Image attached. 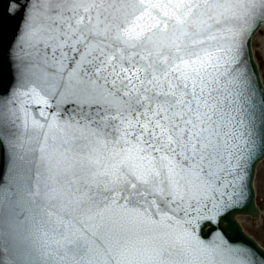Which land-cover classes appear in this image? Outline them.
I'll list each match as a JSON object with an SVG mask.
<instances>
[{"label":"snow or ice","instance_id":"6c2138e0","mask_svg":"<svg viewBox=\"0 0 264 264\" xmlns=\"http://www.w3.org/2000/svg\"><path fill=\"white\" fill-rule=\"evenodd\" d=\"M74 2L70 11L76 23L85 26L88 37H103L89 71L110 85L108 95L121 103L115 112L101 105L85 117L97 146L80 164L86 176L69 181L71 187L84 180L87 188L82 193L86 199L76 201L71 211L95 203L98 196L125 210L142 207L141 201L152 207L157 199L165 205L169 199L207 201L209 211L225 197L228 204H240L250 184L241 170L247 168L254 143L248 107L251 77L243 70V59L245 53L250 59L252 32L264 23L261 15L248 24L247 5L256 0ZM259 3L264 7V0ZM93 13L97 25L89 28ZM86 38L82 32L81 39ZM48 215L59 213L50 210ZM59 227H72L71 221L60 216ZM60 247L63 255L57 250L46 264H57V256L82 264L92 250L75 233L63 237ZM96 247L104 251L99 264H164L166 251L148 256L140 249L123 250L126 244L109 250L102 241Z\"/></svg>","mask_w":264,"mask_h":264},{"label":"water","instance_id":"95a60500","mask_svg":"<svg viewBox=\"0 0 264 264\" xmlns=\"http://www.w3.org/2000/svg\"><path fill=\"white\" fill-rule=\"evenodd\" d=\"M73 7L74 0H0V264H46L57 250L63 255V237L73 233L92 249L82 264L104 259L98 241L109 250L126 244L123 250L140 249L148 256L166 250L164 264H264V249L236 219L261 215L253 183L264 159V87L251 40L264 23L252 32L250 59L247 53L243 59V70L251 77L248 107L254 143L247 168L241 170L250 184L240 204H228L225 197L209 211L207 201L169 199L165 205L157 199L152 207L141 201L142 207L125 210L98 196L95 203L71 211L87 188L84 180L71 187L69 181L86 176L80 164L97 146L85 117L101 105L115 112L121 103L108 95L110 85L89 71L103 37H88L85 26L76 23ZM247 7L249 25L264 15L259 0ZM96 25L93 13L88 27ZM82 32L86 39H81ZM50 210L59 215L50 217ZM60 216L72 227H59ZM56 260L72 264L70 256Z\"/></svg>","mask_w":264,"mask_h":264},{"label":"rangeland","instance_id":"374dc122","mask_svg":"<svg viewBox=\"0 0 264 264\" xmlns=\"http://www.w3.org/2000/svg\"><path fill=\"white\" fill-rule=\"evenodd\" d=\"M264 28H262L252 40V50L259 67V73L264 83ZM256 192V202L261 213L264 214V163H261L257 168L256 178L254 181ZM244 231L253 239H255L264 248V224L262 219L252 218L250 216H238ZM238 220V219H237Z\"/></svg>","mask_w":264,"mask_h":264},{"label":"bare ground","instance_id":"6f19581e","mask_svg":"<svg viewBox=\"0 0 264 264\" xmlns=\"http://www.w3.org/2000/svg\"><path fill=\"white\" fill-rule=\"evenodd\" d=\"M262 28H264V26H263ZM261 40H263V42H264V37H262ZM263 56H264V50H263ZM237 219H238V221H239V223H240V219H239V217H237ZM240 224H241V223H240Z\"/></svg>","mask_w":264,"mask_h":264},{"label":"flooded vegetation","instance_id":"af4514ba","mask_svg":"<svg viewBox=\"0 0 264 264\" xmlns=\"http://www.w3.org/2000/svg\"><path fill=\"white\" fill-rule=\"evenodd\" d=\"M262 163H264V161Z\"/></svg>","mask_w":264,"mask_h":264}]
</instances>
